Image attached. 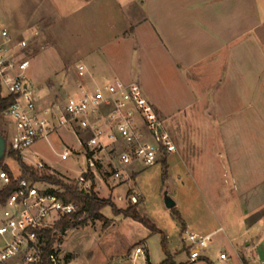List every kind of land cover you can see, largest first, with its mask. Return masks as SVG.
<instances>
[{"label": "rangeland", "instance_id": "374dc122", "mask_svg": "<svg viewBox=\"0 0 264 264\" xmlns=\"http://www.w3.org/2000/svg\"><path fill=\"white\" fill-rule=\"evenodd\" d=\"M151 1L0 0V26L18 24L25 19L33 22L38 14L45 12L46 17L41 21L45 24H35L28 29L37 35L28 42L26 51V57L30 59L29 87L35 94L37 104L47 106L63 101L69 84L86 78V75L78 76V65L93 69L97 74L106 71L102 78L93 75L92 88H84L83 92L115 82L124 83V78L135 82L134 79L140 76L144 81L143 60L147 57L146 53H152V50L144 54L143 45L137 44L134 37L127 35L122 39L119 33L129 32L132 27L124 15L128 6L133 4L134 10L150 15ZM160 1L164 2L165 7L170 6L167 11L178 2ZM253 2L264 13V0H251L249 4ZM251 13L254 12L251 10ZM255 21L254 16L249 24ZM259 34L264 38V27L260 28ZM21 36L20 33L14 34L17 41ZM254 52L250 47V54ZM148 66V69L152 67ZM154 66L147 72L149 90L142 82L138 84L144 98L152 106L155 105L151 102L152 97L159 95V101L162 100L163 92L159 91L163 88V76H166L165 70L162 71L156 64ZM193 95L200 99L187 107L184 104L185 108L174 115L178 126L168 122L166 108L157 107V104L153 106L175 146V153L145 169L135 165L134 171L127 173V180L120 182L110 179L111 172L107 165H99L102 182L97 183L94 190L96 196L112 202L118 209L126 210L128 204L118 202L117 198H124L128 189L134 188L138 193L137 203L130 206H134L137 214L149 221L156 231L153 232L150 226L114 216L107 207L100 212L108 222L107 228H103L102 221L87 219L83 226L71 225L63 235H58L56 240L66 255L65 264H133L128 256L141 244L146 248L145 257L134 264H143L146 259L147 264H161L166 260V255L171 264H241L242 258L246 261L249 259L253 249L246 246L250 242V235L240 214L247 213L248 209V212L256 213L261 209L264 214V206L235 203L234 179L228 170L233 160L241 170L240 178L245 177L251 183H257L259 177L264 178V142L254 141L257 128L244 122L246 116L243 113L248 108H240L242 104L227 102V108L220 110L213 104V93L207 99H202L197 93ZM7 96L6 90L1 87L0 97L6 99ZM166 96L165 101L170 105L180 94L167 93ZM251 104L248 114L252 116L257 113L264 121V92L259 100H251ZM12 132V123L2 114L0 135L5 139L6 148L0 161V172L6 167L14 176H18V166L6 156ZM59 135L58 138L52 137L48 145L36 143L29 153L50 166L54 178L70 185L65 180L78 178L86 170V160L74 136L65 132ZM77 136L81 144L88 137L82 132H78ZM64 150L70 152L67 161H61L58 156ZM102 159L106 164L107 157ZM54 190L61 192L55 186ZM164 192L175 203L171 210L164 207ZM182 226L183 230L211 237L207 248L200 252L199 259L193 263L188 258V243L183 241ZM220 254H224L227 261H220Z\"/></svg>", "mask_w": 264, "mask_h": 264}, {"label": "built area", "instance_id": "2783aa9c", "mask_svg": "<svg viewBox=\"0 0 264 264\" xmlns=\"http://www.w3.org/2000/svg\"><path fill=\"white\" fill-rule=\"evenodd\" d=\"M36 35L30 32L17 41L6 30L0 31V88L3 87L7 98L11 99L3 115L13 126L8 151L17 154L23 165L54 177L51 167L32 156L29 150L38 142L48 145L52 137L68 132L80 145L86 170L78 178L65 181L86 193L102 182L99 165H107L110 179L120 182L127 180V173L134 171L135 165L145 169L175 153V146L156 110L144 98L136 82H115L90 92L67 95L57 104L38 105L29 87L30 59L26 57L28 42ZM76 69L78 76L84 77L85 66L78 65ZM78 132L88 135L82 144ZM58 156L61 161H67L70 152L64 150ZM105 157L106 164L102 159ZM0 180L3 187L10 182L3 171ZM60 193L44 182L21 179L16 183L0 206V264H65L66 255L57 240L46 251L44 238V233L52 230L64 215L74 213L71 204L62 202ZM137 197L136 190L130 187L125 197H118L117 201L135 205ZM210 239V235L202 237L187 230L183 232L191 263L199 259ZM145 253V246L138 245L128 259L134 264L143 259ZM219 260L225 262L227 257L220 254ZM147 262L146 259L143 264Z\"/></svg>", "mask_w": 264, "mask_h": 264}, {"label": "crops", "instance_id": "0c3cea01", "mask_svg": "<svg viewBox=\"0 0 264 264\" xmlns=\"http://www.w3.org/2000/svg\"><path fill=\"white\" fill-rule=\"evenodd\" d=\"M177 1L167 11L170 6L165 7L163 1L152 0L150 15L134 10L133 4L124 11L125 20L130 21L132 27L129 32L121 31L119 35L122 39L127 35L134 37L137 44L143 45L144 54L152 50V53H146L147 57L143 60L146 78L143 81L137 76L134 81L138 84L142 82L149 90L147 72L155 67L154 64L162 71L165 70L166 76H163L161 82L163 88L158 90L163 92L162 100L159 101L158 95L152 97L151 102L157 104V107L166 108L168 122L177 126L179 122L175 123L174 115L200 99L194 93L200 94L202 99H207L213 93V104L220 110L227 108V102L242 104L240 108H248L243 113L246 116L244 122L257 128L254 141L264 142V121L257 113L252 116L248 114L251 100H259L260 94L264 92V38L259 34L260 28L264 27V13L260 12L257 3L250 5L251 0ZM251 6L253 8L250 9ZM254 16L256 21L249 24ZM45 17L44 12L38 14L33 22L25 19L18 24H1L0 31L6 30L14 39L16 33L24 37L30 33L28 29L31 26L45 24L41 22ZM250 47L255 50L253 55L250 54ZM153 50L156 51L154 54ZM147 65L152 67L148 69ZM105 72L97 74L93 69H86V78L83 81H72L65 96L77 95L84 88H92V76L102 78ZM28 79L31 80L29 72ZM123 80L124 84L133 83V79ZM167 93L180 94L171 106L165 101ZM184 104L187 105L183 107ZM236 164L232 160L228 170L234 179V202L264 206V178L259 177L257 183L246 181L245 177L240 178L241 170ZM248 211L240 215L250 235V242L246 246H252L253 251L247 261L242 258L241 264H264V214L261 209L259 213Z\"/></svg>", "mask_w": 264, "mask_h": 264}, {"label": "trees", "instance_id": "16d2710c", "mask_svg": "<svg viewBox=\"0 0 264 264\" xmlns=\"http://www.w3.org/2000/svg\"><path fill=\"white\" fill-rule=\"evenodd\" d=\"M11 103V99L6 98L2 99L0 97V116L3 114V112L9 107ZM6 156L8 159H10L12 162H14L18 168V176H14V174L4 167V171L6 175L8 176L10 182L8 185L0 189V206L3 205L6 198L11 194V192L14 190L16 183L21 180H30L33 182H44L48 185L59 187L61 190V193L59 194V197L61 198L62 202L64 204H71L74 207V213L71 215H64L54 226V228L50 231H47L44 233L46 248L47 251L52 247V245L56 242L57 236L63 235L71 225H78L83 226L87 219H91L93 221H102L103 222V228L108 227V222L105 221L100 214L102 210L105 208H110L111 213L114 216H121L124 219H129L133 222H137L143 226L149 227L150 223L149 221L143 219L140 217L134 206H130L128 204V207L126 210H121L116 208V206L108 201V200H101L99 199L94 191V187L91 188L89 192L83 193L82 191L78 190L77 188L73 187L72 185H65L60 180H57L56 178L52 176H48L45 173L39 172L31 167H27L23 165L20 162V159L17 154L7 151ZM164 162V160H162ZM165 173H162V179L164 180ZM153 232H155V228L151 227ZM184 227L182 226L183 230ZM185 230H183L184 232ZM164 253L165 249L164 246H162ZM166 260H164L161 264H171L170 258L168 255H166Z\"/></svg>", "mask_w": 264, "mask_h": 264}, {"label": "water", "instance_id": "95a60500", "mask_svg": "<svg viewBox=\"0 0 264 264\" xmlns=\"http://www.w3.org/2000/svg\"><path fill=\"white\" fill-rule=\"evenodd\" d=\"M5 154V139L0 135V161L3 159ZM163 204L164 207L168 210H171L175 207L174 201L170 198L167 192L163 194Z\"/></svg>", "mask_w": 264, "mask_h": 264}]
</instances>
